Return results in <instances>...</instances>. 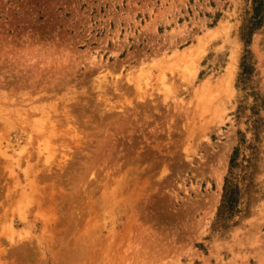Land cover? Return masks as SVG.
Wrapping results in <instances>:
<instances>
[{"label": "rangeland", "instance_id": "1", "mask_svg": "<svg viewBox=\"0 0 264 264\" xmlns=\"http://www.w3.org/2000/svg\"><path fill=\"white\" fill-rule=\"evenodd\" d=\"M0 264H264V0H0Z\"/></svg>", "mask_w": 264, "mask_h": 264}, {"label": "trees", "instance_id": "2", "mask_svg": "<svg viewBox=\"0 0 264 264\" xmlns=\"http://www.w3.org/2000/svg\"><path fill=\"white\" fill-rule=\"evenodd\" d=\"M231 197H229L228 199L230 200V202L232 201L231 199H230ZM228 199H227V201H228Z\"/></svg>", "mask_w": 264, "mask_h": 264}]
</instances>
